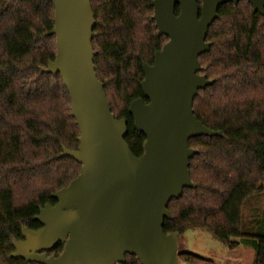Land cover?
Here are the masks:
<instances>
[{"label": "trees", "instance_id": "trees-1", "mask_svg": "<svg viewBox=\"0 0 264 264\" xmlns=\"http://www.w3.org/2000/svg\"><path fill=\"white\" fill-rule=\"evenodd\" d=\"M96 26L93 47L99 80L117 119L126 118V141L135 156L146 137L134 127L130 104L145 102L144 65L168 38L154 20L153 0H91ZM176 14L180 12L176 7ZM52 0H0V264H38L10 257L22 229L37 230L35 220L52 194L67 187L82 165L62 157L79 147L80 129L60 74L46 73L57 55ZM210 50L199 57L214 84L194 100L197 118L220 136L190 139L193 188L184 189L168 209L166 234L182 236L206 229L236 249L251 239L254 264H264V226L245 231L244 204L264 192V15L247 0L219 7L210 26ZM238 239V240H235ZM64 243L47 252L59 256ZM183 264H217L178 245ZM123 264H142L127 254Z\"/></svg>", "mask_w": 264, "mask_h": 264}, {"label": "water", "instance_id": "water-1", "mask_svg": "<svg viewBox=\"0 0 264 264\" xmlns=\"http://www.w3.org/2000/svg\"><path fill=\"white\" fill-rule=\"evenodd\" d=\"M242 0H153L159 34L168 38L153 65H144V97L129 113L145 135L137 157L126 141L128 121L117 119L95 67L96 26L91 0H52L57 55L46 73L60 74L71 97L72 115L80 129L79 147L63 149L82 165L65 188L52 194L35 218L37 230L23 227L22 240L10 257L38 264H123L126 255L142 264H180L179 233L166 234L168 209L186 188L195 186L190 160L197 150L190 139L220 136L195 115L200 90L214 84L199 57L210 50L207 36L226 3ZM264 15V0H247ZM180 12L176 14V7ZM64 243L55 257L47 252Z\"/></svg>", "mask_w": 264, "mask_h": 264}, {"label": "rangeland", "instance_id": "rangeland-1", "mask_svg": "<svg viewBox=\"0 0 264 264\" xmlns=\"http://www.w3.org/2000/svg\"><path fill=\"white\" fill-rule=\"evenodd\" d=\"M244 212V230L251 233L260 231L264 226V192L248 198L244 204ZM178 242L182 248L213 259L217 264L254 262L255 251L249 238L236 249H231L216 239L212 232L206 229H191L180 236Z\"/></svg>", "mask_w": 264, "mask_h": 264}, {"label": "crops", "instance_id": "crops-1", "mask_svg": "<svg viewBox=\"0 0 264 264\" xmlns=\"http://www.w3.org/2000/svg\"><path fill=\"white\" fill-rule=\"evenodd\" d=\"M180 238V237H179ZM238 264H241V263H238ZM249 264V263H248ZM252 264H254V262L252 263Z\"/></svg>", "mask_w": 264, "mask_h": 264}]
</instances>
